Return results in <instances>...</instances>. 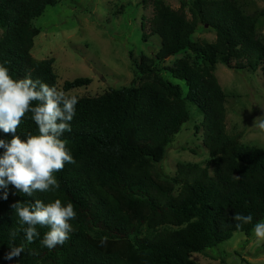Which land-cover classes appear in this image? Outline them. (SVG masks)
I'll use <instances>...</instances> for the list:
<instances>
[{"label": "trees", "instance_id": "1", "mask_svg": "<svg viewBox=\"0 0 264 264\" xmlns=\"http://www.w3.org/2000/svg\"><path fill=\"white\" fill-rule=\"evenodd\" d=\"M54 5L55 0H0V64L13 79L31 77L61 90L53 61L31 55L40 33L33 21ZM263 16L245 14L236 0H193L178 9L154 0L149 28L161 40L157 60L190 52L198 62L180 59L165 70L144 60L138 69L149 81L141 86L77 97L71 131L60 137L75 163L54 174L59 188L32 196L11 184L0 188V264H197L193 254L234 233L250 237L255 224L264 222V149L241 143L242 133H228L227 95L215 70L218 64L239 73L261 70L264 78V40L257 32ZM200 27L211 29L215 41H194ZM163 70L186 84V95ZM90 83L76 78L62 90ZM189 106L203 114L210 161L204 167L178 164L177 174L167 179L160 166L191 120ZM31 115L17 129L22 139L38 134ZM0 138L10 140L12 134L0 132ZM36 199L74 206L73 231L64 245L43 246L49 228L40 225L39 237L26 241L27 225L12 205L29 206ZM236 214L253 220L237 228ZM21 245L24 251L8 259L11 248Z\"/></svg>", "mask_w": 264, "mask_h": 264}, {"label": "rangeland", "instance_id": "2", "mask_svg": "<svg viewBox=\"0 0 264 264\" xmlns=\"http://www.w3.org/2000/svg\"><path fill=\"white\" fill-rule=\"evenodd\" d=\"M55 1L56 5L46 8L44 14L33 21L40 33L31 55L38 61H53L61 90L67 81L91 79L88 86L66 93L70 96H98L107 89L139 87L149 81L138 69L144 60L165 70L180 59L198 62L190 52L169 57L164 62L157 60L161 40L151 36L149 28L154 0ZM162 1L178 9L182 2L189 4L193 0ZM236 1L245 14L264 12V0ZM257 32L264 40V16L259 20ZM215 39V33L204 27L193 36L194 41L214 42ZM165 70L162 74L180 85L186 95V84L173 79ZM215 74L227 95L228 133H242L241 143L264 149V130L258 127L259 120L264 119L261 70L239 73L218 64ZM189 110L191 120L168 146L160 166L167 179L177 174L178 164L204 167L210 161L203 145V114L193 106H189ZM213 173L214 169L210 168V174ZM191 260L197 264H264V240H258L254 231L250 237L234 233L229 241L193 254Z\"/></svg>", "mask_w": 264, "mask_h": 264}, {"label": "clouds", "instance_id": "3", "mask_svg": "<svg viewBox=\"0 0 264 264\" xmlns=\"http://www.w3.org/2000/svg\"><path fill=\"white\" fill-rule=\"evenodd\" d=\"M33 102H37L35 106ZM77 103V96H70L39 79H13L9 69L0 64V132L12 134L10 140L0 138V149H4L0 155V188L11 184L27 196L59 188L54 174L62 171L66 163H75L66 142L60 137L71 131L70 122L75 116ZM29 112L38 126V134L22 139L16 135L17 129ZM258 127L264 130V119L259 120ZM12 207L20 223L27 225L23 232L29 243L40 235L37 225L49 228L41 244L50 250L64 245L73 231L69 221L76 218V212L71 203L63 205L60 199H55L45 204L36 199L29 206L17 202ZM233 219L240 228L251 223L253 217L251 214H236ZM253 231L258 240H264V222L256 223ZM106 239L102 238L101 244ZM23 251V245L13 247L7 258L18 257Z\"/></svg>", "mask_w": 264, "mask_h": 264}]
</instances>
